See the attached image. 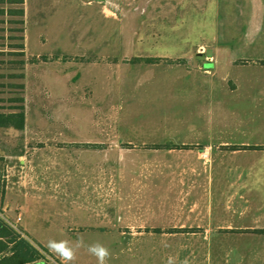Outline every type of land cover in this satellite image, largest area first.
<instances>
[{
	"label": "rangeland",
	"instance_id": "374dc122",
	"mask_svg": "<svg viewBox=\"0 0 264 264\" xmlns=\"http://www.w3.org/2000/svg\"><path fill=\"white\" fill-rule=\"evenodd\" d=\"M202 54L207 58L197 57ZM252 57L264 59V0H24L23 5H0V115L24 116L20 129L0 126V218L35 250L33 264H61L46 246L49 239L74 243L81 237L85 245L104 244L111 253L108 264H167L170 256L177 264L172 250H208L215 243L228 252L244 250L243 264L260 258L249 250H264L261 230L226 231L219 240L180 235L175 243L165 236L146 239L138 230L114 237L30 232L34 239L25 230L28 190L33 179L43 180L42 162L50 179L62 158L78 152L85 161L87 151L98 153L100 182L108 174L101 170L107 151L114 153L115 187L126 179L123 166L132 169L130 188L100 191L105 194L100 201L114 198L116 221L126 215L119 216L118 210H127L131 215L126 223L148 224L157 210L161 226L187 222L184 206H173L180 207L173 216L162 207L171 199L166 183H157L156 190L152 181H143L148 176L140 169L156 161L143 153L191 143L197 136L188 127L203 121H219L217 135L264 145L252 142L251 135L256 124L264 123V109L255 110L245 94L238 98L229 93L235 86L264 91V66L248 62L255 61ZM212 160L215 167H264V153L254 150L232 162ZM248 178L239 190L243 201L238 207L237 201L230 205L241 211L227 215L226 224L245 227L257 221L261 229L264 178L254 172ZM184 231L179 232L189 234ZM145 240L147 250L157 251L142 253L139 246L144 250ZM117 250L134 254L119 255ZM230 256L228 261L234 262V254ZM72 264H96V259L82 247Z\"/></svg>",
	"mask_w": 264,
	"mask_h": 264
},
{
	"label": "crops",
	"instance_id": "0c3cea01",
	"mask_svg": "<svg viewBox=\"0 0 264 264\" xmlns=\"http://www.w3.org/2000/svg\"><path fill=\"white\" fill-rule=\"evenodd\" d=\"M211 56L212 52H208L207 57L211 58ZM251 59L255 61L249 60L248 62L252 64L258 62L261 63V66H264L262 64L264 63L263 58L252 57ZM255 92H259L261 95H257ZM261 92L262 90L255 91L253 88H240L235 86L234 89H230L229 93L231 95H237L238 98L245 94V99H251L255 106L254 109L257 110L258 106L264 109L262 106L264 104V91ZM218 124L219 121H210L208 123L203 121L189 126L188 131L191 130L192 134L197 137L189 144L182 142L180 145L181 148H175V150L158 149L152 150L150 154L148 152L143 153L154 156L156 159L154 163L146 162V165L140 169L142 171L141 174L148 176L143 181H146V183L152 181L154 189L156 190L157 183L159 185L166 183L167 187L169 186L167 194L171 196V199L168 198L164 201L162 207L172 210L170 216H173L178 214L180 209L178 207V210H173V206H184V211H186V214L190 218L183 225L161 226V222H159L161 218H156L157 210L156 213L153 211L154 217L152 219L154 220L147 222L148 224L136 222L131 224L130 221L126 223L124 220L130 218L129 215H131V212L127 214V210H118L117 214L119 216L126 215L122 216L124 220L120 218L121 222L116 221L114 216V198L111 199L110 203L100 201V198L105 196L100 191L113 192L115 189H119V186L121 188L124 186L123 189L130 188L132 186L130 182V176L132 174L130 165L126 164L123 166L126 179L123 178V182L120 184L119 181L117 183L118 187H115L117 178H114L113 152L107 151L104 153L107 158L102 162L101 170L108 174L103 173V180L101 182L99 181L100 164L98 153L95 151H87L84 153L87 160L84 161L83 157L79 156L83 154L73 152L74 157L68 156L65 161L62 158L60 163L58 162V165H55L54 170L58 173H51L52 178L50 179H48L49 173L44 169L45 160L43 159L42 164L44 166L42 165V170L44 171V178L41 182L33 179L28 190L25 205V230L28 233V237L34 239L30 232L35 233L38 231L110 235L114 237L116 233L124 235L123 232L138 230L140 232L139 234L146 237V239L165 236L168 240L171 241L172 239V242L175 243L178 242L175 239L180 235H192L195 237L197 234H201L203 235L202 238L219 240L222 237H226V231H264V228L260 229L257 221L253 222L251 226L245 227L226 224L228 222L227 215L235 213L236 210V208L235 210L233 209L234 206L230 207V205H233L232 202L237 201V206L236 204L235 206L238 207L241 201H243L242 194L239 193V190L248 184V175L254 172L264 178V167H260L257 171L254 169L251 170L250 168L225 166L223 163L215 167V162L212 160L216 158H227L231 161V159L248 152V150L230 151L231 147H264V145H249L247 143L249 141L247 140L237 142L230 137L217 135L216 130L220 127ZM224 127L226 128V125ZM205 133L207 136H202ZM251 135L252 142L254 140L264 142V123L261 125L256 124L255 132ZM171 140L175 142L173 138ZM142 145L146 146L148 143L145 142ZM185 147L189 149L185 150ZM254 151L258 152V150ZM259 152L264 153V151ZM68 153L66 154L68 155ZM180 158H187L188 160H182ZM193 158L195 161H192ZM71 159L77 164L81 163V166L77 167V164H73L72 166L70 164V162L72 163ZM82 160L85 164H83ZM200 161H204L207 165L210 163L212 165L209 167L197 166L196 162L198 163ZM56 175L59 176L57 179L55 178ZM152 176L153 178L149 180ZM104 177H106V181H104ZM55 179L56 181L53 182ZM154 182H156V185H154ZM226 189L227 191H232L226 193ZM179 197L184 199L182 200L184 201L183 204L180 203ZM174 198L176 200L175 202L179 201L177 204L172 202ZM205 198L208 200L203 201ZM99 202L102 205H99ZM129 208L131 207L129 206ZM173 211L175 212L173 213ZM236 211L240 212L241 210L237 209ZM160 212H162V209ZM109 213L112 215L109 216ZM182 230H196V232L182 234L179 232ZM198 230L201 232L197 233ZM143 244L145 245L144 250H142V244L139 246L141 247L140 250L142 253L150 252L152 254L153 251H157L147 250L146 240ZM215 244L212 249L209 248L208 250L180 247V250H172V252L177 255V264H185V261H187V264H243L242 256L244 250H230L228 252V250L222 249L217 243ZM249 251L251 254H259L261 256L258 259L252 258L249 264H264V250ZM116 253L119 255L127 253L134 254L133 251L129 252V250H120L119 252L117 250ZM231 254H234V262L228 261L232 258L230 256ZM185 255L188 257L184 258ZM115 256L114 253L113 260Z\"/></svg>",
	"mask_w": 264,
	"mask_h": 264
},
{
	"label": "trees",
	"instance_id": "16d2710c",
	"mask_svg": "<svg viewBox=\"0 0 264 264\" xmlns=\"http://www.w3.org/2000/svg\"><path fill=\"white\" fill-rule=\"evenodd\" d=\"M23 4L24 0H0V5L3 6ZM2 125L20 129L24 125V116L22 114L0 115V126ZM230 150L264 151V147H231ZM184 232L194 233L196 230H185ZM260 233L264 234V231ZM35 262H37L35 250L28 248L24 242L22 243L18 232L0 218V264H33Z\"/></svg>",
	"mask_w": 264,
	"mask_h": 264
},
{
	"label": "clouds",
	"instance_id": "9594fccd",
	"mask_svg": "<svg viewBox=\"0 0 264 264\" xmlns=\"http://www.w3.org/2000/svg\"><path fill=\"white\" fill-rule=\"evenodd\" d=\"M50 253L58 257L61 264H72L76 259V253L80 248H86L91 256L95 257L96 264H108L110 258L109 249L100 242H93L85 245L83 238H78L74 243L68 239H49L46 244ZM167 264H175V259L169 257ZM187 264V261H185Z\"/></svg>",
	"mask_w": 264,
	"mask_h": 264
},
{
	"label": "water",
	"instance_id": "95a60500",
	"mask_svg": "<svg viewBox=\"0 0 264 264\" xmlns=\"http://www.w3.org/2000/svg\"><path fill=\"white\" fill-rule=\"evenodd\" d=\"M96 1H104V0H96ZM198 58L199 59H205V56L204 55H199Z\"/></svg>",
	"mask_w": 264,
	"mask_h": 264
}]
</instances>
